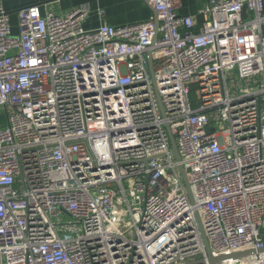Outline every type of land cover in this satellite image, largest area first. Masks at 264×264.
Returning a JSON list of instances; mask_svg holds the SVG:
<instances>
[{
    "label": "built area",
    "instance_id": "obj_1",
    "mask_svg": "<svg viewBox=\"0 0 264 264\" xmlns=\"http://www.w3.org/2000/svg\"><path fill=\"white\" fill-rule=\"evenodd\" d=\"M148 1L92 29L25 5L18 33L0 2V264H211L196 210L214 256L256 251L217 264H264V0Z\"/></svg>",
    "mask_w": 264,
    "mask_h": 264
},
{
    "label": "crops",
    "instance_id": "obj_2",
    "mask_svg": "<svg viewBox=\"0 0 264 264\" xmlns=\"http://www.w3.org/2000/svg\"><path fill=\"white\" fill-rule=\"evenodd\" d=\"M9 11L14 33L19 32L17 10L31 4L41 5L43 11L51 10L66 15L74 8L86 5L89 14L84 22L87 29L97 28L103 22L120 26L146 21L154 13V7L148 0H0ZM209 0H179L177 12L192 15L198 24L210 18L207 11ZM103 12V14L101 13Z\"/></svg>",
    "mask_w": 264,
    "mask_h": 264
},
{
    "label": "water",
    "instance_id": "obj_3",
    "mask_svg": "<svg viewBox=\"0 0 264 264\" xmlns=\"http://www.w3.org/2000/svg\"><path fill=\"white\" fill-rule=\"evenodd\" d=\"M154 13L156 14L155 9H154ZM156 24L158 25V22H156ZM156 33H157V29H156ZM149 69H150V73H151L153 84H154L155 89H156L157 99H158V102H159V106H160L161 112H162L163 116H166L165 109H164V106L162 104V101H161V98L159 96V93H158V90H157V86H156L155 74H154V65H153L151 52L149 53ZM166 127L168 129L169 136H170L171 150H172L173 155L175 156L176 161L179 163V169H180V172H181V176H182L183 182H184L185 187H186V191L188 193V196L190 198L191 203L195 204V200H194V196H193V193H192V189H191L188 177H187V172L185 170V167H184L183 163L181 162V156H180V153H179V149H178V145H177L176 139H175L174 135L171 133L168 123H166ZM195 214H196V217H197V221H198V224H199V227H200V231H201V234H202V237H203V241H204L206 250L208 252V259H209V262L211 264H217L218 262H220V261H222L224 259L230 258V257L237 258V257L249 255V254H252V253L256 252L255 250H247V251H241V252L233 253V254H230V255H222V256H218V257L214 256L213 253H212V250L210 248L206 233L204 231L200 215H199L197 210H196ZM263 251H264V248L258 250V252H263ZM185 264H204V260L200 259V260H196V261L185 263Z\"/></svg>",
    "mask_w": 264,
    "mask_h": 264
},
{
    "label": "rangeland",
    "instance_id": "obj_4",
    "mask_svg": "<svg viewBox=\"0 0 264 264\" xmlns=\"http://www.w3.org/2000/svg\"><path fill=\"white\" fill-rule=\"evenodd\" d=\"M190 99L194 107H197L199 99H200V91L198 84H193L191 93H190ZM7 123V118L5 115H0V124L4 125Z\"/></svg>",
    "mask_w": 264,
    "mask_h": 264
}]
</instances>
